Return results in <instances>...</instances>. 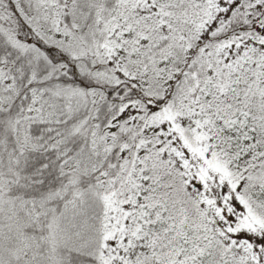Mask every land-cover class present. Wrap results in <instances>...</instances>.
Masks as SVG:
<instances>
[{
    "label": "snow or ice",
    "instance_id": "1",
    "mask_svg": "<svg viewBox=\"0 0 264 264\" xmlns=\"http://www.w3.org/2000/svg\"><path fill=\"white\" fill-rule=\"evenodd\" d=\"M0 264H264V0H0Z\"/></svg>",
    "mask_w": 264,
    "mask_h": 264
}]
</instances>
